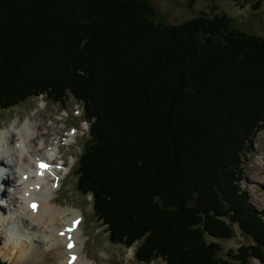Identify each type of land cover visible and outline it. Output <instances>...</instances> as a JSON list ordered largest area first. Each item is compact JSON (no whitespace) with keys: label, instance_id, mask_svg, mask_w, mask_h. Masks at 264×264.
I'll return each mask as SVG.
<instances>
[{"label":"trees","instance_id":"16d2710c","mask_svg":"<svg viewBox=\"0 0 264 264\" xmlns=\"http://www.w3.org/2000/svg\"><path fill=\"white\" fill-rule=\"evenodd\" d=\"M150 19L142 0H0V111L32 97L75 100L88 128L75 189L137 262L264 264V213L236 168L259 132L249 134L251 118L264 115V39L226 15ZM222 219L251 244L222 257L208 241L233 236Z\"/></svg>","mask_w":264,"mask_h":264},{"label":"rangeland","instance_id":"374dc122","mask_svg":"<svg viewBox=\"0 0 264 264\" xmlns=\"http://www.w3.org/2000/svg\"><path fill=\"white\" fill-rule=\"evenodd\" d=\"M142 1L149 7L150 20L155 26H178L197 18L211 20L217 15H226L231 19V28L264 39V5L259 10L252 11L249 7L242 9L236 3L226 0L213 2L199 0L191 5L187 4L185 0ZM259 118L264 119V115L251 118L252 124L248 126L249 134L259 132L255 134L253 139H250L251 146H248L246 155L236 157V168L240 169V187L246 193L248 203L256 211L264 213V126L261 122H257L260 120ZM28 119L40 121L42 124L45 123L48 129H52L51 133L59 132L68 135L65 140H60L61 146L59 149L57 147L59 146L57 134L56 141L53 142L56 148H53V152L50 154L52 157L58 155L65 160V167L61 174L57 176L59 180H62L61 184L59 186V184L52 182L47 183L46 181L45 183L53 188L59 186L52 196L53 204L59 208L61 207L64 211L66 210L67 214L76 212L75 215H82L79 224L82 229L79 236L82 247L80 257L93 264H141L134 257L133 247L127 249L122 245L110 243L104 227H101L92 216L90 198L81 196L75 189L74 172L88 136L87 123L83 121L81 107L69 94L64 99L63 105L51 103L41 97H32L10 110L0 111V133L5 134L16 129L17 123L23 125ZM242 127L243 125L240 126L239 132H242L244 136L245 133H243ZM233 140L238 142L236 144L238 147L242 138L235 137ZM62 143L69 145L64 146ZM228 148L225 147L224 141L220 144L218 151L224 153L228 151ZM233 150L227 168L235 160H231ZM57 151L59 154H57ZM57 167H55L56 170ZM67 172H69V175L66 176ZM205 185L212 188L213 184L206 183ZM2 187L5 191H1L0 194V260L5 264H27L17 255H11V250L8 247H12V244L9 239L19 237L20 241L25 240L23 242L30 243V236L34 232L22 221V217L19 215L21 213L19 203L14 204L12 202L14 206H9L10 194H12L10 191L13 189L11 182H5ZM223 221L230 226L233 236L229 239L209 238L208 240L209 242L218 243L222 248L220 253L222 257L226 256L230 250L235 251L240 246L251 244L250 238L240 231L237 224H233L227 219ZM34 234V239H37V241L35 243L33 241V245L37 244L38 248V245L40 246L38 241L41 240L38 237L40 234ZM5 247L7 250H3ZM31 264L37 263L33 261ZM150 264L166 263L162 260H156ZM249 264H257V261L252 260Z\"/></svg>","mask_w":264,"mask_h":264},{"label":"bare ground","instance_id":"6f19581e","mask_svg":"<svg viewBox=\"0 0 264 264\" xmlns=\"http://www.w3.org/2000/svg\"><path fill=\"white\" fill-rule=\"evenodd\" d=\"M51 132L45 123L28 119L23 125L17 123L16 129L0 133V194L4 190L2 184L11 182L9 206H14L12 202L19 203L22 221L41 238L37 248V244L33 245V241H37L34 233L30 236V243L11 237L12 247L8 248L12 256L17 255L27 264L33 261L37 264H93L80 257V225L76 230L72 227L74 222L80 223L82 215H75L76 212L67 214L66 210L53 204L52 196L60 185L58 188L49 187L45 182L50 183V178L38 169L42 162L53 168L55 163L50 156L52 149L56 148L53 142L58 134L57 147L60 149V140L68 137L64 133ZM58 161L65 163L60 156Z\"/></svg>","mask_w":264,"mask_h":264},{"label":"snow or ice","instance_id":"6c2138e0","mask_svg":"<svg viewBox=\"0 0 264 264\" xmlns=\"http://www.w3.org/2000/svg\"><path fill=\"white\" fill-rule=\"evenodd\" d=\"M41 167H45L44 165H41ZM69 246H71V245H69Z\"/></svg>","mask_w":264,"mask_h":264}]
</instances>
